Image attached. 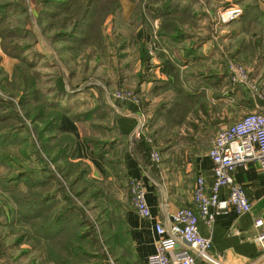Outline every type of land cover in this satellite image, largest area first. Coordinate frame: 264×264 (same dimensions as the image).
Returning a JSON list of instances; mask_svg holds the SVG:
<instances>
[{
    "label": "rangeland",
    "instance_id": "374dc122",
    "mask_svg": "<svg viewBox=\"0 0 264 264\" xmlns=\"http://www.w3.org/2000/svg\"><path fill=\"white\" fill-rule=\"evenodd\" d=\"M85 1L0 0V31L3 35H15L8 43L18 50L17 54L10 49L5 52L0 36V99L10 107L8 111L0 110V135L18 133L14 141L0 142V264H55L48 259L41 239L28 240L25 236L18 241L17 237L28 225L14 219L12 222L13 215L18 213L14 194L36 191L28 186L31 182L16 181L13 177L28 173L43 179L45 167L49 174L56 175L54 182L43 180L39 187L56 196L47 209L57 216L66 206L58 198L61 182L73 197V208L81 210L85 224L80 230L88 232L93 243L92 248L87 247L92 253L87 260L104 264L108 253L115 259L118 257L119 239L124 233L119 224L121 193L126 196L129 180L121 182L117 176L109 183L105 160L106 173L99 178L91 175L88 164L73 162L86 172L75 186V190L85 192L75 197L68 185L70 179L56 169V165L63 168L65 160L63 155H56V144L62 137L59 122L62 116L72 118L82 125L84 141L94 152L109 153L117 145L115 122L121 117V103L141 105V100L135 105L115 96L129 91L140 97L131 86L133 75H146L152 67L151 59L155 58L156 45L162 39L158 33L166 30L164 25L177 28L167 32L172 40L165 45L208 37L219 44L221 27L235 31L233 46L239 49L237 59L232 58L235 64L245 68L244 61L253 58V66L263 67L260 75H250L245 68L252 87H232L239 99L235 118L264 111V12L259 0H94L87 17L77 25ZM60 3L69 5L64 8ZM220 49L221 54L227 52L224 47ZM26 75L30 90L34 91L32 95L25 91L21 80ZM22 98L28 105L20 104ZM45 102L51 107H45ZM42 107L45 114L38 118ZM49 115L60 117L58 129L44 131L40 136ZM109 154L108 162L113 161V154ZM54 157H59L56 164L51 161ZM263 263L264 258L258 264Z\"/></svg>",
    "mask_w": 264,
    "mask_h": 264
},
{
    "label": "crops",
    "instance_id": "0c3cea01",
    "mask_svg": "<svg viewBox=\"0 0 264 264\" xmlns=\"http://www.w3.org/2000/svg\"><path fill=\"white\" fill-rule=\"evenodd\" d=\"M259 2L264 12V0ZM226 28L221 27L220 46L208 36L206 40L187 39L167 45L158 42L147 74L133 75L131 86L140 95L141 105L132 111L128 104L121 103V132H115L117 145L109 152L115 163L113 168L108 167L107 180L110 183L117 176L121 182L140 180L151 218L138 216L128 191L126 196L121 193L119 224L125 232L121 240L126 239L129 247H119V254L125 255L122 264H146L159 239L153 224L161 222L168 226L172 213L193 205L192 190L197 176L208 183L212 180L207 156L211 141L221 128L237 121L239 100L228 77V67L235 63L232 58L237 59L235 54L239 52L233 46L236 32ZM220 47L227 52L221 54ZM252 60L244 61L245 68L250 75H260L263 67L253 66ZM82 130V125L67 116L61 117L59 131L72 134L75 140L71 162L88 164L91 175L99 178L106 173L104 160L110 154L94 152L84 141ZM155 151L160 156L159 163L151 159ZM233 174L244 186L252 211L237 215L229 209L216 216L210 254L224 264H258L264 252L254 240L260 232L254 221L264 219V180L256 163L239 165ZM200 231L208 234L209 228L200 223Z\"/></svg>",
    "mask_w": 264,
    "mask_h": 264
},
{
    "label": "built area",
    "instance_id": "2783aa9c",
    "mask_svg": "<svg viewBox=\"0 0 264 264\" xmlns=\"http://www.w3.org/2000/svg\"><path fill=\"white\" fill-rule=\"evenodd\" d=\"M228 68L233 88L240 85L252 87V81L243 66L231 63ZM115 97L135 105H139L141 100L129 91H121ZM207 156L211 162V182L197 176L192 190L193 205L172 213L168 226L161 222L153 224L159 239L155 243V251L148 255L146 264H224L210 254L212 226L216 216L229 209L237 215L252 211L245 188L235 180L233 170L242 164L256 163L264 180V111L247 113L235 123L221 128L212 139ZM151 159L155 163L160 162L156 151L151 154ZM128 194L138 216L150 219L151 211L146 202L143 183L138 179H130ZM200 223L209 228L208 234L201 233ZM254 226L260 229L254 240L264 252V219H255ZM104 264L118 263L108 253Z\"/></svg>",
    "mask_w": 264,
    "mask_h": 264
},
{
    "label": "trees",
    "instance_id": "16d2710c",
    "mask_svg": "<svg viewBox=\"0 0 264 264\" xmlns=\"http://www.w3.org/2000/svg\"><path fill=\"white\" fill-rule=\"evenodd\" d=\"M94 0H86L84 8L79 10V17L77 19V25L78 23L84 18L87 17L88 12L90 11V7L92 5V2ZM75 3V1L73 2ZM59 5H62L61 7L67 8L68 3H60ZM166 12V11H165ZM170 18V17H167ZM76 25V26H77ZM88 25V24H87ZM167 26V27H166ZM166 27V28H165ZM163 28L166 30L160 31L159 37L162 43L167 42V40H172V37L170 35H167V32L174 31V29H177L173 25H164ZM3 31H0V36L3 39L2 47L3 50L6 52L7 50H11L13 53H18V50L14 48L10 43H8V40L10 38L15 37L14 34H7L3 35ZM6 38V41L4 40ZM69 36V35H68ZM29 76L26 75L25 77H21V80L23 81V84L25 86V91H30L29 93L32 95L34 91H31V84L28 83ZM30 82V81H29ZM60 85L62 86V83L59 81ZM31 89V90H30ZM62 91V90H61ZM36 102V101H35ZM32 102L33 104L35 103ZM47 105L45 107H51L49 102H45ZM21 105H28V101H26L25 98H22L20 101ZM38 106V105H35ZM129 108L132 111L136 110L135 106L128 105ZM43 107L38 110V118L43 117ZM0 110L8 111L10 110V107H8L7 103L2 101L0 99ZM45 114V113H44ZM51 116V115H49ZM59 116L55 115L54 117L47 118V124L46 128H43V130L40 132V136L43 134L42 132L58 129V122H59ZM73 121V119L71 118ZM75 122V120H74ZM24 124H20V126H23ZM121 117L116 118L115 122V131L121 132ZM27 131V128L25 129ZM59 131V130H58ZM59 134L62 136L61 139L57 142V152L56 155L60 156L63 155L64 162H63V168H61L59 165H56L57 172H59L65 179H70L68 182V185L70 189L73 191V195L75 197H81L82 194L85 192L84 189H77L75 190L76 184L80 181L81 175L83 173H86L85 170H79L78 163H73L69 161V158H71L74 143V138L64 132H60ZM18 133H11L6 132L2 135H0V142L1 144H5L8 140H12L17 138ZM37 136L39 137L38 133ZM14 141V140H13ZM95 145V144H94ZM93 148H96L93 146ZM46 152V150H45ZM97 153L104 154V152L97 151ZM59 159V157H54V161L56 162V159ZM115 162L110 161L108 162L105 160V164L109 166V168H113V164ZM56 164V163H55ZM46 168V167H45ZM43 168L44 177L42 178H34L31 177L28 173H19L15 177H13L14 180H23L25 183L28 184V182H31L28 186L31 188H35L33 190L34 192L29 193L28 191L23 194H14L15 199L17 201V209L18 213L17 215H13L12 222L15 220L20 223H25L28 226L23 228V231L19 234L17 237L18 241H22L23 238L26 236L28 240H35L38 241L41 239L44 243V249L46 251V255L49 260L55 262V264H102L101 262H89L87 260V257L92 255L91 252L88 251L87 247L92 248L93 243L88 237V232L81 231V227L84 226L83 218L81 216V210L74 209V201L73 197L65 191V188L63 187V184L58 183L59 187L57 188V191L60 192V195L58 198L66 203V206H64L61 212H58V215L52 213L51 210L47 209L54 203V200L56 199V196L54 194H50L49 190L42 191V188L39 189L41 186V183H44L43 180L46 182H54L56 178V175L53 173H48L50 170H47ZM74 168V169H73ZM45 170V171H44ZM47 170V171H46ZM46 172V173H45ZM75 172V173H74ZM77 172V173H76ZM48 173V174H47ZM74 174V176H73ZM71 176V178H69ZM49 180V181H48ZM97 191L93 192L94 198L98 196ZM47 210V211H46ZM46 211V212H45ZM59 211V210H58ZM14 219V220H13ZM11 226V225H9ZM118 232V231H117ZM120 233V232H119ZM125 235V232L121 234V236ZM115 239V238H114ZM113 240L110 242L112 243ZM116 241V240H115ZM119 247L121 248V240L119 239ZM126 239L122 242L125 243ZM57 242V243H56ZM122 243V245H123ZM125 246L127 247L128 244L125 243ZM129 248V247H127ZM126 248V249H127ZM126 252V250H125ZM125 257V255H118L116 258L117 261H119V264H122L121 258Z\"/></svg>",
    "mask_w": 264,
    "mask_h": 264
},
{
    "label": "water",
    "instance_id": "95a60500",
    "mask_svg": "<svg viewBox=\"0 0 264 264\" xmlns=\"http://www.w3.org/2000/svg\"><path fill=\"white\" fill-rule=\"evenodd\" d=\"M264 264V263H263Z\"/></svg>",
    "mask_w": 264,
    "mask_h": 264
}]
</instances>
